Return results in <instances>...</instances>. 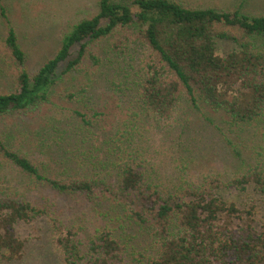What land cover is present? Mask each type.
Returning <instances> with one entry per match:
<instances>
[{
	"label": "trees",
	"instance_id": "1",
	"mask_svg": "<svg viewBox=\"0 0 264 264\" xmlns=\"http://www.w3.org/2000/svg\"><path fill=\"white\" fill-rule=\"evenodd\" d=\"M1 25L0 75L10 86L0 88V172L12 167L30 190L102 201L111 210L100 226L69 224L57 200L39 201L0 181V264H13L25 253L18 225L44 217L62 264H264V147L245 157L240 141L214 124L230 147V170L191 171L198 155L188 148L164 184L127 135V120L103 131L96 119L102 113L89 115L81 106L101 82L108 55L135 52L139 64L131 82L115 85L117 93L129 92L148 123L173 128L188 105L209 124L214 122L206 108L236 129L263 124L264 12L179 0H99L97 13L74 23L35 71L26 67L27 52L4 0ZM223 40L234 48L221 52ZM75 98L80 124L66 132L67 149L54 163L14 143L2 123L35 112L46 120L44 109L64 110L63 101ZM96 131H102L100 143ZM134 228L142 230L144 245L133 243Z\"/></svg>",
	"mask_w": 264,
	"mask_h": 264
},
{
	"label": "rangeland",
	"instance_id": "2",
	"mask_svg": "<svg viewBox=\"0 0 264 264\" xmlns=\"http://www.w3.org/2000/svg\"><path fill=\"white\" fill-rule=\"evenodd\" d=\"M179 1L193 7L241 9L250 14L264 12V0ZM98 2L99 0H4L12 23L18 31L21 44L27 52L26 67L35 71L55 52L61 38L74 23L97 13ZM3 28L1 25L0 32ZM218 47L221 52L226 53L232 50L234 45L230 41L223 40L218 43ZM137 64H139V57L135 52L129 56H117L110 53L106 58V66L102 70L101 82L94 89L88 104L81 105L85 108L82 112H87L89 115L94 112L102 113L96 119L97 125L102 127L103 131L112 129L114 124H121L127 120V135L140 146L151 168L161 176L164 184L170 179L171 173L180 167L181 151L188 148L198 155V158L190 163L191 171L200 173L206 170L217 169L222 172L230 170L233 163L232 155L229 154L230 147L228 148L229 145L227 146L223 135L214 124L223 126L226 131H229L227 133L240 141V148L245 157L252 158L257 150L264 147V123L236 129L225 123L223 114L215 113L209 108L205 110L213 124H209L203 116L188 105H184L181 109L178 122L173 128L166 129L155 123H148L142 115H139L137 106L130 101L128 91H126L128 96L122 92L117 93L120 90L119 85L124 87L131 82V77L137 70ZM9 86L10 79L4 74L0 75V88ZM62 104L66 106L64 110L44 109L42 117H46V120H40L35 112L24 117L4 118L5 121L3 120L2 123L8 131L11 129L9 132L14 143L17 142L31 152L45 156L50 163H54L57 155L67 149L66 132L70 128L73 131L77 124L78 126L80 124L73 113L76 108V98L63 101ZM57 125L60 130L55 128ZM101 134L102 131L98 133L96 131L93 136L96 143L97 139L100 143ZM73 144L76 146V138ZM180 144H183L182 148ZM85 145L89 147V144ZM0 181L4 186L23 190L25 193L31 192L30 195L39 201L57 200L69 224L79 222L90 228L100 226L101 220L106 219L104 213L111 210L106 202L102 201L94 205L80 197L58 196L46 188L30 190L26 179L12 167H7L0 172ZM262 216L259 225L264 224V211ZM107 221L108 219L105 222ZM111 223L117 224L114 221ZM17 230L27 242L22 259L13 264H62V254L53 243V234L47 218H39L30 223L22 222ZM129 232L133 243L138 246L145 244L142 230L134 228ZM3 262L4 260H1V264Z\"/></svg>",
	"mask_w": 264,
	"mask_h": 264
}]
</instances>
